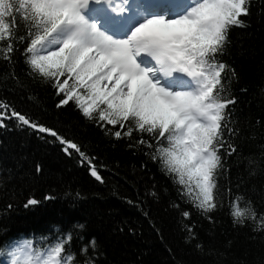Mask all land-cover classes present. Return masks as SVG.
Returning <instances> with one entry per match:
<instances>
[{
	"label": "snow or ice",
	"instance_id": "snow-or-ice-1",
	"mask_svg": "<svg viewBox=\"0 0 264 264\" xmlns=\"http://www.w3.org/2000/svg\"><path fill=\"white\" fill-rule=\"evenodd\" d=\"M256 6L257 0H0V62L6 67L0 85L34 106L32 86L50 88L58 112L71 109L98 128L108 145L123 143L144 157L139 170L150 186L143 198L139 192L136 200L125 198L127 204L151 222L148 198L158 203L167 197L185 244L196 252L205 248L194 213L214 226L216 213L223 212L234 228L264 238V186L252 191L264 176V145L259 154L241 150L246 137L231 87L235 72L225 60L234 30L248 27L246 18ZM259 10L264 14V0ZM0 130L50 144L106 183L100 169L108 165L95 146L88 150L68 130L6 100H0ZM149 163L164 178L163 188ZM236 164L247 169L246 186L244 177L232 182ZM114 167L118 174L119 163ZM44 172L43 163L33 161L30 174L42 178ZM11 179V171L0 174L6 196ZM63 195L73 202L88 198L70 188ZM56 198L32 196L23 207ZM14 207L6 205L9 211ZM152 227L159 231L154 222ZM87 231L86 224L76 223L66 230L56 226L48 235L6 240L0 264H103L100 244Z\"/></svg>",
	"mask_w": 264,
	"mask_h": 264
},
{
	"label": "trees",
	"instance_id": "trees-1",
	"mask_svg": "<svg viewBox=\"0 0 264 264\" xmlns=\"http://www.w3.org/2000/svg\"><path fill=\"white\" fill-rule=\"evenodd\" d=\"M259 3L257 0L252 16L246 18L248 27L234 30L233 45L225 57L235 72L231 87L238 99L237 114L245 132L246 138L241 141L245 156L259 154L264 145V14L259 10ZM5 71V65L0 62V79ZM29 91H34L38 97L36 106L18 91L10 90L8 85H0V100L38 117L43 123L68 130L69 135H75L88 150L95 146L101 162L108 165L107 169H100L106 183L95 181L84 167L75 160L63 158L54 146L23 132L5 134L0 130V174L12 173L8 184L10 194L0 192V245L21 236L48 235L56 226L66 230L82 223L88 226V238H97L103 251V264H264V238L247 228H234L223 212L216 213L214 226L193 215L204 244L203 254L185 244L167 197L158 203L148 198L145 210L150 211V222L125 199L136 200L137 192L143 198L145 189L150 186L148 177L139 170L144 157L133 155L123 143L119 147L108 145L98 128L87 125L71 109L58 112L54 107L58 97L52 89L33 85ZM37 160L44 165L42 178L30 174L32 163ZM117 162L118 174L114 167ZM148 167L163 188L164 178L155 165L149 163ZM240 177L245 178L242 186H246L247 169L243 164H236L231 172L233 184ZM260 186H264V176L254 181L252 191ZM69 188L84 192L88 198L76 202L66 199L63 194ZM49 193L57 198L37 208L23 207L27 198L34 196L43 201ZM8 203L16 207L9 211ZM153 222L159 231L153 229ZM120 227L125 230L119 231Z\"/></svg>",
	"mask_w": 264,
	"mask_h": 264
}]
</instances>
